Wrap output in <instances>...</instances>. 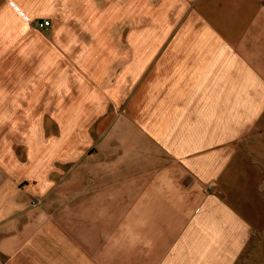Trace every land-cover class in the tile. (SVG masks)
I'll return each instance as SVG.
<instances>
[{
  "label": "crops",
  "instance_id": "crops-1",
  "mask_svg": "<svg viewBox=\"0 0 264 264\" xmlns=\"http://www.w3.org/2000/svg\"><path fill=\"white\" fill-rule=\"evenodd\" d=\"M56 7L0 0V264H263L264 0H111L62 78Z\"/></svg>",
  "mask_w": 264,
  "mask_h": 264
},
{
  "label": "rangeland",
  "instance_id": "rangeland-1",
  "mask_svg": "<svg viewBox=\"0 0 264 264\" xmlns=\"http://www.w3.org/2000/svg\"><path fill=\"white\" fill-rule=\"evenodd\" d=\"M85 0H72L71 6L66 5L64 0H57V16L56 19L60 21L59 29L57 30V40L56 47L63 51V43L65 34H69L73 40V52L72 55H59L61 57L60 60V68L57 71L59 77H63L64 75V67L68 64H77L79 61V47L78 43L81 39V34L84 39L89 40L91 36L90 33L96 32L97 30H107L110 29L111 25V15H112V7L111 0H86V4L84 5ZM98 3V5H96ZM65 4V5H64ZM102 18V23L97 18ZM90 32V33H89ZM41 40H48V37L41 34ZM85 41V40H84ZM74 44H77L75 47ZM42 45V44H41ZM61 103V102H60ZM59 104V103H58ZM57 104V108H58ZM58 110V109H57ZM63 110V109H59ZM56 137H61L58 134V129H56ZM89 141L90 139L94 141V132H90L89 128ZM258 264H262L259 262ZM264 264V261H263Z\"/></svg>",
  "mask_w": 264,
  "mask_h": 264
},
{
  "label": "built area",
  "instance_id": "built-area-1",
  "mask_svg": "<svg viewBox=\"0 0 264 264\" xmlns=\"http://www.w3.org/2000/svg\"><path fill=\"white\" fill-rule=\"evenodd\" d=\"M51 25L50 20H42V21H37L33 24V27L38 28V29H45ZM0 263H1V257H0Z\"/></svg>",
  "mask_w": 264,
  "mask_h": 264
}]
</instances>
